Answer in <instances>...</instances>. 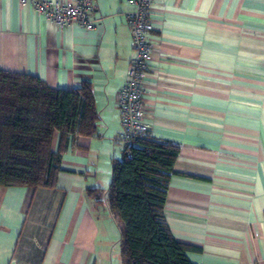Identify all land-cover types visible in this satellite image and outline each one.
Listing matches in <instances>:
<instances>
[{"label":"crops","instance_id":"crops-1","mask_svg":"<svg viewBox=\"0 0 264 264\" xmlns=\"http://www.w3.org/2000/svg\"><path fill=\"white\" fill-rule=\"evenodd\" d=\"M94 5L85 29L0 0V69L56 89L88 81L98 113L93 135L70 137L54 188L0 186V264L111 262L108 208L87 191H105L122 157L117 93L135 51L127 0ZM151 19L143 116L179 146L171 234L195 264H264V0H152Z\"/></svg>","mask_w":264,"mask_h":264},{"label":"trees","instance_id":"trees-1","mask_svg":"<svg viewBox=\"0 0 264 264\" xmlns=\"http://www.w3.org/2000/svg\"><path fill=\"white\" fill-rule=\"evenodd\" d=\"M97 119L88 81L56 89L35 76L0 69V186L54 188L70 137L93 135ZM178 152L173 141L139 138L112 162L107 189H88L98 202L106 197L119 229L122 264H195L187 252L196 247L172 236L164 213Z\"/></svg>","mask_w":264,"mask_h":264},{"label":"built area","instance_id":"built-area-1","mask_svg":"<svg viewBox=\"0 0 264 264\" xmlns=\"http://www.w3.org/2000/svg\"><path fill=\"white\" fill-rule=\"evenodd\" d=\"M95 0H19L22 6L32 8L58 27L77 24L85 29H93L96 24ZM152 0H127L131 9L126 18L135 51L130 60L126 80L117 93L121 131L117 138L130 146L139 138L150 135V126L143 116V85L151 60V19ZM130 157V151H127ZM255 264H259L258 261Z\"/></svg>","mask_w":264,"mask_h":264},{"label":"rangeland","instance_id":"rangeland-1","mask_svg":"<svg viewBox=\"0 0 264 264\" xmlns=\"http://www.w3.org/2000/svg\"><path fill=\"white\" fill-rule=\"evenodd\" d=\"M103 201H104L105 205L107 206V201H106L105 196H103ZM100 208H101V206H100ZM105 213L107 214L108 211H106ZM107 215H109V214H107ZM109 218H110V221L112 223V226H110V229H109L110 241L108 243V249H110L111 252L109 253L110 255H107L106 257H104V259L110 260L111 261L110 264H122V258L120 255L118 225H117L116 221L111 216Z\"/></svg>","mask_w":264,"mask_h":264}]
</instances>
